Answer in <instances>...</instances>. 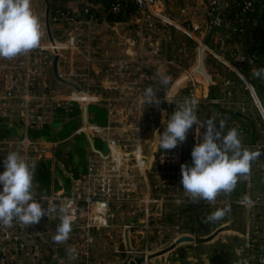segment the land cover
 Wrapping results in <instances>:
<instances>
[{
	"label": "built area",
	"instance_id": "2783aa9c",
	"mask_svg": "<svg viewBox=\"0 0 264 264\" xmlns=\"http://www.w3.org/2000/svg\"><path fill=\"white\" fill-rule=\"evenodd\" d=\"M163 1L133 0L138 38L125 41L128 50L124 48L116 56L96 57L103 46L93 45L91 28L98 23H109L97 20L89 7H84L70 13L57 11L55 16L48 15L49 25L65 23L55 27L60 31L57 36L47 31L44 20H38L42 33L39 47L10 60L0 58V124L22 129L20 135L0 137V172L4 171L3 159L12 151L35 167L49 162L50 187L45 193L35 189L36 199L45 207L65 206L73 219L72 232L63 244H54L51 240L60 222L58 215L44 217L38 225L30 227L15 221L11 227L0 226V264H104L102 256L119 255L126 260L129 253L143 258L142 264H148L151 254L167 247L155 239L156 235L165 233L164 226L155 219L156 211L165 204L178 208L205 205L212 212L213 208L226 204L241 208L245 213L242 250L246 264H264V155L245 180L244 188L246 186L250 193L239 196L234 189L229 194L221 192L211 203H191L180 184L181 164L192 165V158L183 156L187 148L185 142L167 152L159 148V138L152 146V128L157 126L155 129L164 131L161 110H167L168 117H165L170 118L176 107L186 100L177 98L178 92L169 97L170 84L166 90L159 84V68L168 72L175 66L166 54L159 55L149 39L155 30L159 31V24L187 36L205 56L208 54L231 68L244 84L262 126V143H248L247 147L264 151V104L241 69L234 68L205 42L208 33L223 27L228 4L218 0H195V3L185 0L175 8L183 18L179 22L165 12ZM120 7V3H113L107 13H118ZM255 9L253 0H241L242 15L254 13ZM43 13L46 14L45 10ZM260 13L264 16V8ZM253 26L258 27L256 20ZM261 30L264 33V25ZM130 47L135 48L131 51ZM55 55L61 81L53 74ZM238 59L244 63L247 57L241 53ZM167 72L162 75L170 76ZM183 75L189 76V71L184 70ZM189 78L192 86L191 80H194L192 76ZM148 87L156 92L159 107L155 103L146 104L143 93ZM203 99L205 104L232 111L249 110V104L233 97L205 96ZM188 100L194 102L198 117L197 125L193 126L197 127V132H204L205 129L200 128L203 122L199 118L200 100L194 95ZM84 104L103 108L106 123L99 126L88 121L84 125L81 112L80 126L65 141L37 139L31 135L49 129L59 110L67 112L70 105H77L81 110ZM80 133L99 138L106 145L107 153L102 152L105 157H101L92 152L84 177L74 181L68 192L56 189L53 170L58 148ZM253 182H257L261 190L251 191ZM179 224L173 228L176 238L181 236ZM211 224L207 226L213 232L215 223ZM130 231L143 243L136 249L129 242L128 252L124 234ZM128 264L135 263L129 260Z\"/></svg>",
	"mask_w": 264,
	"mask_h": 264
},
{
	"label": "clouds",
	"instance_id": "9594fccd",
	"mask_svg": "<svg viewBox=\"0 0 264 264\" xmlns=\"http://www.w3.org/2000/svg\"><path fill=\"white\" fill-rule=\"evenodd\" d=\"M41 36L38 18L31 10V0H0V58L10 60L38 48ZM252 75L264 79V67L255 69ZM158 76L161 88L166 90L170 77L159 73ZM143 96L147 105L155 103L159 107L160 101L153 88H146ZM162 122L164 131L161 133L159 129H154L153 134L159 138V148L167 152L184 143L187 133L193 129V125H197L194 102L186 99L170 118ZM201 127L205 131L191 151L192 165L185 163L180 166V184L191 203H211L221 192L231 193L240 180L247 179L252 163L264 155V151L259 149L243 148L237 129L232 128L222 134L214 118L200 123ZM219 127L224 128L223 122ZM2 163L0 226L11 227L15 221L30 227L38 225L44 217L58 215L60 222L51 240L54 244L65 243L72 232L73 219L65 206L45 207L36 199L33 183L35 165H30L16 151L9 152ZM230 211L227 206L218 208L206 217V222L222 220Z\"/></svg>",
	"mask_w": 264,
	"mask_h": 264
},
{
	"label": "crops",
	"instance_id": "0c3cea01",
	"mask_svg": "<svg viewBox=\"0 0 264 264\" xmlns=\"http://www.w3.org/2000/svg\"><path fill=\"white\" fill-rule=\"evenodd\" d=\"M185 0H164L163 1V8L165 10L166 13L169 14V16L173 17L174 19H176L179 22L183 21V18L176 12L175 8L176 6H181V4H183ZM191 3H195V0H189ZM219 2L223 3V4H228V6L230 5V3L232 2V0H218ZM255 1H259V0H253ZM58 4L60 6L63 7H67L71 10L77 11L80 8V4L81 1H77V0H66V1H61L58 2ZM162 7V6H161ZM46 5L44 3V0H31V10L33 11L34 15L38 18V20H45L46 14L44 15L43 11L45 10ZM162 8V9H163ZM170 8H174L173 10H169ZM230 7H227L226 12L230 13L231 11L229 10ZM259 9H262V7L260 6ZM202 21V20H200ZM159 26V31L155 30L151 36L149 37V39L151 40V42H153V44H155V49L158 51L159 50V55H165L173 60L175 62V66L171 67L168 72L167 70H165L164 68H159V73L160 74H169L170 76V91L173 88V86L175 85V83L180 80L181 78L184 77L183 74L180 75V77H178V79L176 80V82H172V76H171V70L173 68H179V61L177 59H180V55L181 54H186V52H188V49L186 48L185 44L183 43V39H185V37L187 39H189L187 36H184L182 33L171 29V28H164L161 27L159 24L157 25ZM137 28V22L135 20V16L133 15L132 17H130L129 21L124 22V23H114V24H95L92 26L91 28V41L93 43V45L96 44H100L103 46V49L101 52L96 54V57H103V58H109V57H113L116 56L117 54H121L123 49L125 48L126 51L128 50L127 48L129 47L128 45H126V42L129 38H134L137 39L138 37V33L136 32ZM49 29L53 32L54 36H57L58 34H60V31L55 29V27H50L49 25ZM176 39V42L174 41ZM191 40V39H189ZM126 41V42H125ZM205 42L209 45L210 48H212V50H214L215 52H217V54L224 59L226 62H228L229 64H231L234 68L238 65L240 66L239 69L244 70V66H245V62H240L239 61V57L241 55V53H244L246 57H248V60H250V63H254V65L256 66L255 68H259L258 64L260 61V56H256L255 52L252 51V49L254 47H257L258 44L260 43V41H253L252 39L250 40V38L248 37V34L245 31H240L235 33L230 29V26L227 22H224L223 27L221 28L220 31H212L210 33L207 34L206 38H205ZM179 46L181 51H177L176 46ZM131 51H133V49L135 47H130ZM198 50V49H197ZM179 54V55H176ZM184 59V58H183ZM247 60V59H246ZM204 61H205V54H204V59H203V68L205 70V72L208 74V70L207 68L204 66ZM218 61V60H217ZM219 63H221V61H218ZM185 65L186 64H191V68L186 69L185 67L182 69V71L184 70H188L189 71V76L188 79L176 90V92H178L180 90V88L182 89L183 87L186 86V82L190 79L189 77L192 76L195 87L199 88V93H201V95L204 97H210V91H209V86L206 83V81L200 76V74H194L191 75V72L193 69L196 68L197 63H198V54L196 51V58L193 62H186L184 59L183 62ZM258 63V64H257ZM222 64V63H221ZM226 69H228L229 71H232L231 68L226 67L224 64H222ZM197 75V77L195 76ZM209 78L211 79V83L213 85V92H214V98L215 99H221V98H231V97H236L239 96L238 90H237V86L236 85V81L235 80H229L226 81L225 77H221L218 74L214 75V81L212 80V78L209 76ZM190 82V80L188 81ZM235 82V85H232L231 83ZM241 87V85H240ZM244 89V87H241ZM185 90V89H184ZM175 92V93H176ZM240 99V98H239ZM242 100V99H241ZM243 102H245L244 100H242ZM249 107V106H248ZM254 109L252 107L249 108V110L245 111L244 113H241L240 111H232L229 110L227 108H221L220 106H213V112H214V119L215 122L217 124V128L218 130H220L222 132V134H226L228 130L235 128L237 129L240 139L242 141V147L245 149H249L247 147L248 143H255L257 142V140L254 142L252 141L253 139H251V135L250 134H242L241 133V125H243V122H241L239 119H244L249 121V123H253L252 118L253 117V111ZM163 112L166 113V116L168 117V111L164 110ZM240 115L244 116V117H240ZM254 118V117H253ZM221 122H223L224 124V128L220 129L219 125L221 124ZM9 125V124H8ZM261 127V126H259ZM11 128V126L9 125L8 129ZM262 131V130H261ZM261 131L258 132L257 129V133H255L257 139H258V134L261 135ZM197 142L192 141V139H186L185 144L187 145V148L183 154L184 157H186V159H190L191 155L188 151H192L194 145ZM188 150V151H187ZM263 156V155H262ZM260 158V157H259ZM259 158L254 161L252 163V167H251V171L257 168V164L259 162ZM254 165V166H253ZM239 186V185H238ZM240 188V186H239ZM244 183H242V189H240V193L238 192V188L237 186L235 187V191H237L236 194L239 193V195H242L244 193ZM231 207V204L228 205H219L216 208H213L214 211L218 208H223V207ZM209 207L202 205L201 207H195L192 204L187 205V206H183V207H175L172 204H165L162 206L161 209L156 211V215H155V219L157 220L158 223H161L164 226L165 229V233L162 234V236H158L156 235L155 239H158V242H162L167 244V246H169L170 244H172L173 242H175L176 236H175V232H174V226L176 224H179L180 226V232L181 230H185L187 232V234H180L181 236H189L191 238L195 239L194 243H190V244H186V246L188 247L187 250V254L185 256L184 259H179L177 257L174 258H168L165 260H160L158 258L153 259L151 261H148V264H163L168 260H178V262L176 264H181L182 261H186L189 264H203V243H199L198 240H203L206 238V234H208V232L204 235L205 232H203L201 229H198V223L199 220H203L204 219V214L205 212L209 211ZM239 215V212H238ZM242 217V216H241ZM243 218V217H242ZM239 219V218H236ZM179 220H181V222H179ZM244 219H242L241 221L243 222ZM233 224L235 222V220L232 221ZM240 223L238 222V226L240 227V231L238 230H233L232 232H226L223 231L220 232L219 234H224L227 236H231V237H238L241 241H242V246H243V239H242V234H243V230H244V223ZM217 226H222L221 224H223V226L226 224V222L224 221H217ZM232 224V225H233ZM186 225L188 229H184L183 226ZM128 233V232H127ZM218 234V235H219ZM125 236V234H124ZM180 236V237H181ZM209 237V236H208ZM217 237V236H216ZM215 237V238H216ZM214 238V239H215ZM125 239V237H124ZM128 239L129 242L132 245V248H136L139 249L142 247V241L137 239V236L135 234H133L132 231H130L128 233ZM211 242V241H210ZM120 243V242H119ZM209 243V242H208ZM239 254L243 256V264H246V257L245 254L243 253L242 248L239 251ZM103 261L104 264H118L121 262L125 261V258L123 256H119V255H105L100 257ZM204 264H208L205 260Z\"/></svg>",
	"mask_w": 264,
	"mask_h": 264
},
{
	"label": "trees",
	"instance_id": "16d2710c",
	"mask_svg": "<svg viewBox=\"0 0 264 264\" xmlns=\"http://www.w3.org/2000/svg\"><path fill=\"white\" fill-rule=\"evenodd\" d=\"M66 1V0H48L50 3L49 8V17L55 16L57 11L61 12H71L72 10L60 6L58 2ZM81 1L80 9L84 7H89L91 13L95 15V18L99 21L105 20L109 24L114 23H124L129 21L130 17L135 15V5L133 0H85L86 4ZM120 3V11L118 13H107L111 4ZM240 2L241 0H232L228 7L231 11L230 13L225 12V22H227L230 26V29L237 33L239 30L245 31L248 34L250 40L257 42L260 41L257 47L252 49L255 52L256 56H260L259 68L264 67V33L261 30V27L264 25V16L260 13V6L264 8V0L255 1L256 11L254 13L248 15H242L240 13ZM98 7V8H97ZM254 20L257 21L258 27L253 26ZM63 26L65 23H53L51 22V27ZM219 30L216 31H220ZM175 42L177 38H174ZM183 43L185 44L188 52L184 54L183 58L187 62H193L196 58L197 47L194 45L192 40L183 39ZM177 51H181L178 45L176 46ZM182 66V68H180ZM204 66L207 68V72L209 76L214 81V75L218 74L219 76L225 77L226 81L235 80V74L228 69H226L221 63H219L214 57L210 55L205 56ZM189 69L191 68V64H184L179 61V68H173L171 72L172 82H176L178 77L182 74L183 68ZM183 91L180 89L178 92ZM248 100L252 106V102L248 95V92L245 90ZM262 95L264 96V89L262 90ZM210 98V97H209ZM80 116L81 110L77 105H70L68 107V111H58L57 117L54 119L52 126L42 133H31L37 139H47V140H58L65 141L71 136V133L80 126ZM243 122L241 125V133L242 134H250L253 139L252 141H256L257 137L255 136L257 133V129L255 128V124L249 123V121L244 119H239ZM88 121L91 124H96L101 126L106 123V112L103 108L97 105H89L88 107ZM0 137L11 136L14 134L20 135L22 133L21 127L14 126L9 129H1ZM101 140L99 138L94 137L93 142L97 150H100ZM69 143V144H68ZM103 143V142H102ZM102 152V151H101ZM104 153V152H103ZM107 153V150H106ZM92 155V151L88 144L86 135L84 133H80L72 138H70L67 142H64L59 146L56 161L54 163L53 170V181L56 189H64L66 192L70 190V187L74 181L81 180L86 173V163L89 156ZM51 172H50V163L45 162L42 164H38L35 167L34 174V183H37L40 187L48 190L51 183ZM204 220V219H203ZM199 220L198 229H201L204 235L208 232V226L203 221ZM184 229H188L186 225L183 226Z\"/></svg>",
	"mask_w": 264,
	"mask_h": 264
},
{
	"label": "rangeland",
	"instance_id": "374dc122",
	"mask_svg": "<svg viewBox=\"0 0 264 264\" xmlns=\"http://www.w3.org/2000/svg\"><path fill=\"white\" fill-rule=\"evenodd\" d=\"M185 39L188 40L186 37H185ZM192 42L194 43V41H192ZM194 45H195V43H194ZM176 55H179V54H176ZM183 56H184V54H181L179 57L180 59H177V60L184 62ZM245 63L246 64L243 67L244 70H242L243 75L248 79L249 83L251 84V86L255 90L256 94L259 96V99L264 104V96L262 95V90L264 89V79H257L252 75L253 71L257 68H255L256 66L254 65V63H250V60H248V57H247V60H245ZM239 67L240 66L237 65L235 68H239ZM180 68H182V66ZM183 72L184 71H182V74H183ZM221 77L223 78V76H221ZM188 81L186 82V86L182 88L183 91H180L177 93V95H176L177 98H183L184 97V98L188 99V97L190 95H194L196 98H198L200 100V106L198 107L200 120L205 121L209 118H213L214 117L213 116L214 115L213 106L203 103V101L206 102V100L203 99L205 96L203 97L201 95V93H199V88L195 87L196 83L194 84V81L191 80L192 86H191L190 82H188ZM235 81H236V85L238 84L237 90H238L239 96L234 97V99L240 98V99L244 100L247 105L249 104L248 105L249 108L252 107L250 104V101L248 100L247 94L245 92V88L243 89L240 87V81H239L237 76H236ZM176 108H178V107H176ZM152 109H153V112L156 111L155 108H152ZM253 117H251L252 121L254 122V124L256 126L255 128L258 129V132H259L262 130V126L259 123L260 121H259L257 112L255 110L253 111ZM166 118L167 117L164 116L163 120ZM154 120H156V119H154ZM154 124L156 125V123H154ZM165 126H166V122H165ZM259 126H261V127H259ZM155 128H157V126H154L152 128V131ZM202 134H203V130H201L200 132H197V127L193 126V129L187 133V138L189 140L192 139V141H194V142H198L202 138ZM258 136L259 137L257 139V143H262L260 141H263V137H262L263 135L258 134ZM101 145H102V148L100 147V150L102 149L101 151L106 153V145L102 142H101ZM188 152L190 153L191 151H188ZM242 183L245 184V180H243V179L240 180L236 185L239 193L241 192L240 189H242ZM238 185L240 186V188ZM259 189L261 190V188H259V184L257 182L256 183L253 182L251 191L254 190L255 192H257ZM244 192L250 193V191L246 188V186H245ZM239 193L237 195H239ZM239 196H241V195H239ZM231 207H232V208H230L231 211L229 213H227L226 216L222 220H219V221L226 222V224L224 226H223V224H221L222 226H220V225L217 226V224H216L217 222H215V225H214L215 230L213 232L209 231V227L212 224L206 222L205 219L203 220L209 226L208 227V234H206V238L208 236L213 235L215 232H219V233L222 232V229H223V231H226V232H232L235 229L240 231L241 226H238V222L241 223L242 222L241 220L245 219V213L242 211L241 208L235 206L234 204H231ZM238 212H239V215H238ZM210 213H212V211L205 212L204 218H206V216H208ZM236 218H239V219H236ZM233 220H235L234 224L232 222ZM179 221L181 222V220H179ZM244 221L245 220H243V222ZM218 234H217V237L215 239H213L211 242L203 243V264H204L205 260L208 264H243V261H244L243 256L239 254V251L242 248V241L237 236L231 237V236H227L224 234H219V235ZM177 262H178V260H171L170 259L163 264H176ZM181 264H189V263L186 261H182Z\"/></svg>",
	"mask_w": 264,
	"mask_h": 264
},
{
	"label": "water",
	"instance_id": "95a60500",
	"mask_svg": "<svg viewBox=\"0 0 264 264\" xmlns=\"http://www.w3.org/2000/svg\"><path fill=\"white\" fill-rule=\"evenodd\" d=\"M41 1V0H40ZM44 3L46 5L45 8V13H46V17H45V24L47 27V31L49 32V21H48V11H49V2L48 0H44ZM49 37L51 39V36L49 34ZM197 54H198V63L195 69L192 70L191 75L194 74H200V76L206 81V83L209 86V91H210V95L211 98H214V92H213V85L211 83V79L209 78V76L207 75V73L205 72L204 68H203V59H204V53L203 50L201 48H198L197 50ZM57 61H58V56L55 55L53 58V74L54 76L61 81V79L59 78V76L57 75ZM188 79V76H185L183 78H181L180 80H178L175 85L173 86V88L171 89L170 93H169V97H171L173 94H175L176 90ZM232 85H235V82L231 83ZM241 87H244L243 83H240ZM76 89H78L75 86ZM81 112H82V121L84 123V125H87L88 123V105L84 104L81 107ZM169 112H170V108H169ZM240 117H244L242 115H240ZM9 125L8 124H0V129H8ZM86 138L88 141V144L90 146V149L93 153L101 156V157H105L101 151L97 150L93 139L90 135L86 134ZM157 142V137H154V134H152V146L155 145V143ZM69 144V143H68ZM254 166V165H253ZM34 183V182H33ZM38 189L40 190L42 193H45V189L40 187L37 183H34V190ZM182 234H187V232L185 230H181ZM219 232H215L213 235L203 239V240H198L199 243H207L212 241L218 234ZM125 245H126V249L128 252H130V244H129V239H128V233L125 232ZM195 242V240L189 236H181L180 238H178L177 240H175V242H173L172 244H170L169 246H167L165 249L160 250L158 252H155L153 254H151L147 260L151 261L153 259H160V260H165L168 258H174L177 257L179 259H184L186 254H187V250L188 247L186 246V244H190ZM129 260H133L135 264H142L143 263V258H135L132 254H128L127 258L124 262L122 263H118V264H128ZM151 264V262H150Z\"/></svg>",
	"mask_w": 264,
	"mask_h": 264
},
{
	"label": "bare ground",
	"instance_id": "6f19581e",
	"mask_svg": "<svg viewBox=\"0 0 264 264\" xmlns=\"http://www.w3.org/2000/svg\"><path fill=\"white\" fill-rule=\"evenodd\" d=\"M197 77V75H195Z\"/></svg>",
	"mask_w": 264,
	"mask_h": 264
}]
</instances>
